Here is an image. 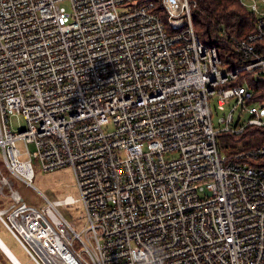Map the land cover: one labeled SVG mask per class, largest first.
I'll use <instances>...</instances> for the list:
<instances>
[{"label": "built area", "instance_id": "built-area-1", "mask_svg": "<svg viewBox=\"0 0 264 264\" xmlns=\"http://www.w3.org/2000/svg\"><path fill=\"white\" fill-rule=\"evenodd\" d=\"M129 1L0 0L1 222L36 264H264V146L228 155L219 139L264 125L251 87L232 84L264 78V0H241L258 20L231 37L237 69L196 32V0H162L166 18ZM216 95L236 98L220 127ZM34 159L70 167L80 195L38 189Z\"/></svg>", "mask_w": 264, "mask_h": 264}, {"label": "trees", "instance_id": "trees-1", "mask_svg": "<svg viewBox=\"0 0 264 264\" xmlns=\"http://www.w3.org/2000/svg\"><path fill=\"white\" fill-rule=\"evenodd\" d=\"M196 1L193 21L195 30L203 42L218 49L226 69H237L246 65L247 60L236 50L231 37L235 35L246 38L255 31L258 16L241 0ZM129 3L132 5L153 3L152 9L166 18V9L162 0H130ZM261 47L264 52V45ZM244 83H247L254 92L251 103L264 106V78L255 70L243 69L232 84L243 85ZM219 139L222 150L228 155L264 146V125H249L241 134L222 132ZM257 164L264 166V160H260Z\"/></svg>", "mask_w": 264, "mask_h": 264}, {"label": "rangeland", "instance_id": "rangeland-1", "mask_svg": "<svg viewBox=\"0 0 264 264\" xmlns=\"http://www.w3.org/2000/svg\"><path fill=\"white\" fill-rule=\"evenodd\" d=\"M66 3V2H65ZM260 6L263 8V5ZM211 109L213 112V121L216 127L221 126V118L226 116L236 104V98L232 97L229 100L221 99L219 96H213L210 99ZM259 107L264 116V106L259 104ZM249 111H243L242 105H239L235 111V121L242 118V120H248L250 117ZM12 127L14 129H19L20 127H25L26 123L22 116L15 115L12 118ZM18 145L24 149L23 143L18 142ZM31 150L34 151V145L30 146ZM35 177L33 179L34 185L42 191H51L56 197H64L66 195H73L78 197L80 195L79 189L76 184V180L73 171L70 167H64L57 169L53 172L44 171L40 162L34 159ZM5 166V159L0 148V168ZM7 172V171H6ZM15 186L19 189L21 194L24 196L25 200L30 204L37 206H42L44 204V199L40 191L34 186L27 185L26 183L16 179ZM1 204L9 205L10 201L8 198H2L0 196V206ZM71 209L75 213L79 228L85 225V211L81 203H76L71 206ZM0 237L6 242L10 249L15 253L18 259L23 264H36L25 249L20 245L16 238L10 233V231L5 227V225L0 220ZM0 264H14L8 256L0 249Z\"/></svg>", "mask_w": 264, "mask_h": 264}, {"label": "bare ground", "instance_id": "bare-ground-1", "mask_svg": "<svg viewBox=\"0 0 264 264\" xmlns=\"http://www.w3.org/2000/svg\"><path fill=\"white\" fill-rule=\"evenodd\" d=\"M8 248V249H7ZM0 249L8 256V258L14 263V259H11L10 255L7 252H12V254L15 256V259L18 260V264H23L18 257L15 255V253L10 249V247L6 244V242L0 237Z\"/></svg>", "mask_w": 264, "mask_h": 264}, {"label": "water", "instance_id": "water-1", "mask_svg": "<svg viewBox=\"0 0 264 264\" xmlns=\"http://www.w3.org/2000/svg\"><path fill=\"white\" fill-rule=\"evenodd\" d=\"M7 249H8V248H7ZM7 253L10 255L11 259H14V262H15L16 264L19 263L18 260L15 259V256L12 254V252H7Z\"/></svg>", "mask_w": 264, "mask_h": 264}]
</instances>
